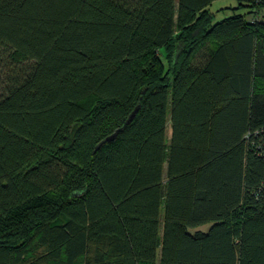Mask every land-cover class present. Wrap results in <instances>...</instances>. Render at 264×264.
<instances>
[{
	"label": "trees",
	"instance_id": "1",
	"mask_svg": "<svg viewBox=\"0 0 264 264\" xmlns=\"http://www.w3.org/2000/svg\"><path fill=\"white\" fill-rule=\"evenodd\" d=\"M212 1L0 0V264H264V0Z\"/></svg>",
	"mask_w": 264,
	"mask_h": 264
},
{
	"label": "rangeland",
	"instance_id": "2",
	"mask_svg": "<svg viewBox=\"0 0 264 264\" xmlns=\"http://www.w3.org/2000/svg\"><path fill=\"white\" fill-rule=\"evenodd\" d=\"M249 8L244 6H239L237 0H213L212 3L208 6V10L212 14V22L219 21L220 19L227 17L229 15H232L234 13H244ZM259 16L262 18L264 17V9H261V12ZM3 71L0 70V91L2 90L3 84L2 81L3 78ZM171 134V128H170V122H167V136L170 137ZM209 227V224L201 225L197 228L191 229L190 231L195 230H207Z\"/></svg>",
	"mask_w": 264,
	"mask_h": 264
}]
</instances>
